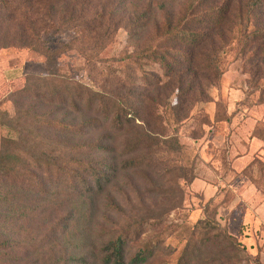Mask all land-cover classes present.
<instances>
[{
  "label": "trees",
  "instance_id": "1",
  "mask_svg": "<svg viewBox=\"0 0 264 264\" xmlns=\"http://www.w3.org/2000/svg\"><path fill=\"white\" fill-rule=\"evenodd\" d=\"M173 1L121 0L113 7L110 5L113 0H0V12L5 14L0 20V48L13 52L16 48L25 49L38 56L45 68V73L22 91L34 94L59 114L49 119L50 112L41 115L30 110L24 112L27 125L22 142L27 145L28 153L38 148L36 167L47 172L52 170L53 175L40 179L30 173L32 178L29 179L34 182L19 187L8 181L1 185L7 192L0 195L1 206L12 201L14 208L18 192L27 199L17 202L19 213L9 219H0V227L10 220L20 222L18 229L23 232L19 242L28 241L31 248L34 240L28 237L29 229L25 228L33 223L30 199L39 197L48 201L55 194L59 196L60 211L65 203L70 205V216L61 217L57 224L50 226V231L43 232L41 264H87V261L91 264H150L158 247L141 241L142 223H126L108 233L91 235L88 244L87 230L80 228L83 223L87 226V221H91V226L96 223L97 204L116 179V165L106 164L103 154L124 156L119 161L123 171L146 169L157 154L163 157L180 155L181 144L176 133L159 135L153 132L147 120L148 112L143 115L145 95L139 92L158 84L171 85L180 99L194 89L199 74L210 72L218 77L216 51L225 46L232 23L240 27L246 43L252 42V45L244 44L242 52L250 48L256 52L264 42V21H257L258 12L264 11V0H192L176 16L167 11ZM150 27V39L143 46H135L128 56L133 57L132 64H140L138 77L126 75L129 88L119 79L128 65L121 57L108 60L115 64L109 65L103 76L107 82L117 78V83L109 86L110 89L104 85L94 87L56 67L57 58L72 48L61 44L50 49L40 39L42 35L71 32L73 41L79 44L77 50L85 54L87 49L101 51L118 28L127 31L130 41L147 34ZM256 43L260 44L253 46ZM141 60L155 65L159 73L143 70ZM137 81L147 85L143 89ZM179 112L180 107L177 124L181 122ZM47 127L57 130L56 139L42 132ZM85 148L90 158L94 153L98 159L84 161L80 150ZM14 160L20 162L16 156ZM180 161V158L173 159L171 165L176 171L178 169L181 173L178 177L182 178L185 170ZM228 164L223 163V166ZM53 188L55 193L51 192ZM9 189L13 190L15 200H8ZM179 204L173 200L170 210ZM219 204L210 199L203 201L202 216L195 220L176 264H241L246 261V257L241 256L247 252L241 233L231 234L217 219ZM209 205L212 213L207 210ZM87 210L91 213L90 219ZM132 241L139 243L135 252L128 255L127 248ZM3 242L1 249L8 245L6 240ZM247 254L252 257L251 264H258L257 256Z\"/></svg>",
  "mask_w": 264,
  "mask_h": 264
},
{
  "label": "rangeland",
  "instance_id": "2",
  "mask_svg": "<svg viewBox=\"0 0 264 264\" xmlns=\"http://www.w3.org/2000/svg\"><path fill=\"white\" fill-rule=\"evenodd\" d=\"M190 1L192 0H174L167 11L176 16ZM120 2L121 0H113L110 5L117 7ZM258 13L260 15L257 16V21L260 19L264 21V11L260 10ZM2 18H5L4 11L0 12V20ZM151 29L152 27L147 34H140L138 38L129 41L127 31L118 28L111 41L102 46L101 51L87 49L85 54L77 50L79 44L73 41L71 32L53 36L42 35L40 39L50 49H55L61 44L72 48L57 58L56 67L61 72L71 74L74 78L94 87L101 85L111 87L117 83V78L107 82L103 76L106 74V68L115 64L109 63L111 61L108 60L121 57L128 65L122 71L124 78L119 76V79L125 82L126 88H129L131 85L127 76L138 77L140 64H132L133 57L128 56L135 46H143L150 39ZM245 39L244 35L240 34V27L232 23L230 32L226 34L225 46L216 51L220 71L218 77L210 72L199 74L193 85L194 89L187 97L179 99L177 90L171 85L164 84L149 86L145 88L147 91L139 92L145 95L144 104H141L144 107L143 115L148 112L147 120L153 132L159 135L176 133L181 144L180 155L174 153L163 157L157 154L148 168L123 171L120 170L119 161L124 159V156L104 153L102 158L105 163L117 167L116 179L97 204L96 223L91 226V221H87V226L84 223L80 226L81 229L87 230V244L91 240V235L108 233L114 227L126 223H142L141 241L153 248L158 247L150 264H176L195 220L202 216L201 204L204 200L198 193L192 191L190 192L195 195L189 193L188 183L197 176L211 175L212 168L206 164L207 162L215 163L217 175L222 174L226 177L229 171L225 169L227 166H223V163L230 162L235 167L244 165L249 159V154L242 158L239 157L241 153L249 150V147L252 152L260 145V141H253L252 137L264 140V42L253 44V46L260 44L256 52L252 50L253 48L242 52L244 44L252 45L250 41L246 43ZM140 63L143 70L159 73L155 65L144 60ZM44 73L42 61L33 53L21 48H16L15 52L0 48V195L7 193L1 188L6 181L15 182L19 187L20 184L35 181L29 179L32 178V175L29 176L30 173L40 179L49 174L53 175L52 170L47 172L40 166L36 167L38 148L28 153L27 145L22 142L27 125L25 111L30 110L37 115L50 112L49 119L59 117L53 107L45 106L34 94L22 91ZM136 84L143 89L147 85L139 84L138 81ZM179 107L181 122L177 124ZM32 128L34 129V126ZM42 132L56 139L57 130L54 128H43ZM80 151L84 161L99 157L91 153L90 158L87 148ZM258 155L264 159V152ZM15 156L20 162H15ZM176 158L181 159L180 163L185 170L182 178L178 177L181 175L178 169L176 171L171 165L173 164L171 160ZM225 177L223 181L218 180L215 188L208 189L206 196L212 195L214 199H218L219 194L233 183H226L229 178ZM260 187L261 191H264V183ZM54 190L55 188L51 192L55 193ZM8 193V200L14 199L13 190L9 189ZM16 197L17 200L13 201L14 208L11 205L12 201H8L5 206H1L0 203V219L3 217L9 219L19 213L20 210L16 209L17 202L20 200L26 202L27 198L22 192H18ZM30 200L33 223L25 228L29 229L28 237L34 240L33 247L27 245L28 241L19 242L23 232L18 229L20 222L10 220L4 227H0V245L4 243L3 240L8 242L6 248L1 249L0 246V264H41L39 254L43 247L41 240L43 232L50 231L61 217L68 218L71 214L68 203L64 204L62 211L59 210L58 195L53 194L48 201H43L39 197ZM173 200L180 204L170 210ZM207 210L212 213L210 205ZM242 213L235 210L228 215L227 211L221 210V223L225 221L228 223L227 227L234 231L233 227L238 221L236 217ZM89 215L91 213L88 214L87 210V217ZM64 223L65 221L61 227ZM138 243L133 241L129 243L128 255L135 252ZM241 256L246 257V261L241 264H251L252 257L247 252ZM87 264L91 263L87 261Z\"/></svg>",
  "mask_w": 264,
  "mask_h": 264
},
{
  "label": "crops",
  "instance_id": "3",
  "mask_svg": "<svg viewBox=\"0 0 264 264\" xmlns=\"http://www.w3.org/2000/svg\"><path fill=\"white\" fill-rule=\"evenodd\" d=\"M251 140L260 141V145L252 152L249 147V150L246 149L241 153L239 157L242 158L249 154V159L244 165L235 167L234 164L229 162L225 169L230 174H226L229 179L225 182L233 183L228 184L229 187L222 194H219L218 199H214L212 195L206 196L208 189L215 188L218 180H225V176L222 174L217 175L216 167H214L215 163H206L209 166L211 165V175L206 174L195 177L190 183V189L192 192L201 195L204 201L210 199L214 203H221L217 208V219L220 223L221 210L227 211L228 215L235 210L239 213L243 212L236 217L238 221L233 227L234 231L227 228L234 235L240 232L242 235L241 241L247 252L252 256H257L258 264H264V191H261L260 187L264 183V159L258 155V153L264 152V140L260 137H252ZM262 168L263 170H261ZM233 221H235L234 217ZM221 224L227 226L228 223L226 224L224 221Z\"/></svg>",
  "mask_w": 264,
  "mask_h": 264
}]
</instances>
